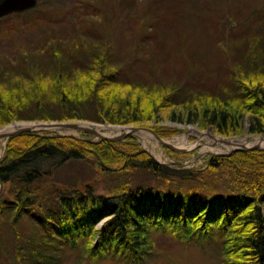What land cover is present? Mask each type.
Listing matches in <instances>:
<instances>
[{
    "label": "trees",
    "instance_id": "obj_1",
    "mask_svg": "<svg viewBox=\"0 0 264 264\" xmlns=\"http://www.w3.org/2000/svg\"><path fill=\"white\" fill-rule=\"evenodd\" d=\"M135 1L122 0L114 9L110 0H94L93 13L67 36L48 33L39 49L12 55L15 60L1 55L0 127L86 120L149 126L163 138L175 129L149 123L167 117L225 138L244 130L264 136V37L233 44L239 51H233L236 62L231 59L227 70L230 88L182 94L174 82L131 78V67L150 61L155 51L143 52L144 35L138 34L129 53L113 48L111 30L119 25L120 11ZM231 1L206 0L212 16L206 18L212 22L233 11ZM29 14L43 15L34 8L9 15ZM16 62H39L48 74H29L24 84L11 72ZM73 162L91 163L92 178L57 181V172ZM206 163L197 169L158 163L132 137L90 141L46 131L11 136L0 160V222L8 217L17 243L13 256L1 251L0 258L8 264H60L70 250L76 263L146 264L154 253L153 236L163 234L212 246L220 264H264V149L211 154ZM97 174L107 180L105 193L97 191ZM22 219L33 225L30 234L18 233Z\"/></svg>",
    "mask_w": 264,
    "mask_h": 264
},
{
    "label": "rangeland",
    "instance_id": "obj_2",
    "mask_svg": "<svg viewBox=\"0 0 264 264\" xmlns=\"http://www.w3.org/2000/svg\"><path fill=\"white\" fill-rule=\"evenodd\" d=\"M110 1L115 9L122 0ZM91 5H94V0H37L34 9L43 13L42 18L34 19L29 14L19 17L9 15L5 19H0V56L5 55L15 60L11 57L12 55L17 57L25 50L39 49L43 37L51 32L67 36L84 17L93 13ZM230 8L233 11H228V9L221 12L222 18L219 20L212 18L211 22L206 18L212 17L208 14L210 9L206 5V0H165L164 3L157 2V5L151 0H137L130 10L120 11V19L117 22L119 25L111 30V37L114 41L113 48L115 50L124 48L129 53L136 43L138 34L144 35L143 52L147 55V51L152 49L155 51L152 53L150 61L145 58L142 62L135 63L131 67L130 76L132 79L142 78L143 81L161 79L174 82L177 87L183 88L182 94L187 90L195 89L213 92L221 91V88L227 90L228 87L230 88L227 79L228 66L233 63L231 59L236 62V58L232 56L233 51H239V47L233 46V44L244 38L250 42L256 38L264 37L262 36L264 32L261 30L264 25V0H233L230 3ZM96 12L99 11L96 10ZM124 15L129 16V19L126 20ZM231 22L232 24H230ZM150 62L151 64L148 65ZM15 66L16 69H12L11 72H13L14 78H21L24 84L28 82L29 74L32 75V79L38 75L48 74V72L45 73V68L39 62L32 65L27 63L22 66L16 62ZM47 80L48 78L44 77L42 81ZM182 112V109L178 110V113L182 114ZM181 117L183 118V115ZM80 121L86 120L13 121L11 123H80ZM149 124L175 129L174 134L163 137L164 139H173L177 135L187 134L186 144L196 143L191 148L185 147L188 151L175 155L166 150L168 147L152 138H142L139 134H131L132 136L129 137L135 139L158 163L168 164L172 167L204 168L209 155L225 153L211 149L206 150L204 139L199 138L193 132L188 134L189 127H194L200 132H209L213 136H218L211 129H200L195 124L176 122L167 117ZM244 129H246V125ZM41 131L95 139L83 132L65 128ZM242 136L256 137V135L246 133V130L236 137ZM6 141V138L0 139V160L5 151ZM92 168V164L89 162H73L64 165L54 178L64 183L86 182L93 176L90 171L95 173ZM96 177H99V182L96 181L98 183L97 191L105 193V188L108 185L107 180L100 174L95 175L94 179ZM2 190H4L3 184L0 193ZM16 229L18 233L26 235L33 230V225L22 219L17 223ZM153 239L154 253L146 264H220V256L210 245L206 247V244L201 245L198 242L178 241L171 235L163 234H155ZM16 243L15 232L10 228L9 219L5 216L0 222V253L5 251L9 257L13 256L15 253L13 247ZM76 261V253L67 250L62 255L60 264H121L111 259H102L96 262L83 259L80 263H76ZM0 264L8 263L3 262L1 257Z\"/></svg>",
    "mask_w": 264,
    "mask_h": 264
},
{
    "label": "bare ground",
    "instance_id": "obj_3",
    "mask_svg": "<svg viewBox=\"0 0 264 264\" xmlns=\"http://www.w3.org/2000/svg\"><path fill=\"white\" fill-rule=\"evenodd\" d=\"M86 122L87 121H80V123H79L80 127H92L101 136H116L118 134L127 133L128 135L124 138V140H122V141H125V139L127 137L132 136L131 134H139L142 138H150V139L152 138L155 141H157L150 132H148L144 129H134L133 128L134 125H118V124L94 123V122H87L86 123ZM134 127H139V126H134ZM20 128L34 129L33 131H30V132H41V130L64 129V128L56 125V123H52V122H30V123H15L14 122V123H11L10 125H6V126H3L2 128H0V139L6 138L9 133H12V132H14ZM65 129L71 130V131L72 130L79 131L78 129H69V128H65ZM208 129H211L213 131L212 128H208ZM192 132L197 134L199 136V138H202L205 140L206 150L211 149V150L220 151V152H229L232 149H234L236 146L243 145V144L246 146L259 145L260 147H264V141L258 139L257 137L247 138L246 136H242V137H236V136L233 137L232 136L233 138H230L227 141H222L220 139L222 136H220L218 134H217L218 136H213L209 132L208 133L200 132V131L196 130V128H194V127H189L188 134L192 133ZM85 134H87V133H85ZM214 134H216V133H214ZM87 135L95 138V139H89L90 141L103 140V139H98V138L92 136L91 134H87ZM186 138H187V134H183V135H177L173 139H166L165 141H167L168 143H171L177 147H181V148H185L187 146H189V148H191V147L196 145V143L186 144ZM6 139H8V138H6ZM106 141H108V140H106ZM110 142H121V141H110Z\"/></svg>",
    "mask_w": 264,
    "mask_h": 264
},
{
    "label": "water",
    "instance_id": "obj_4",
    "mask_svg": "<svg viewBox=\"0 0 264 264\" xmlns=\"http://www.w3.org/2000/svg\"><path fill=\"white\" fill-rule=\"evenodd\" d=\"M36 4H37V0H0V18L3 16H6L8 14H11V13L26 11V10L31 9L34 6H36ZM54 123H56V125H58L62 128L78 129L80 132L91 134L92 136H94L98 139H103V140H108V141H122L128 135L127 133H122V134H118L116 136H101L96 132V130L94 128H92V127H80L79 123H76V122H74V123H70V122L57 123V122H54ZM133 128L134 129H144V130L150 132L159 143L168 147L169 149L173 150L174 152L184 153V152L188 151V149L177 147L171 143H168L167 141H165L166 139L161 138L150 127H134L133 126ZM33 130L34 129H31V128H20V129L14 131L12 133H9L6 138H9L11 136H15L18 134L30 132ZM256 137L258 139L264 141V136L259 135ZM230 138H233V137H228V138L221 137L220 139L222 141H227ZM258 149H264V147H260L259 145L246 146L243 144V145L236 146L234 149H232L229 152L220 153V154H230L233 151H246V150H258ZM1 188H2V182L0 181V191H1Z\"/></svg>",
    "mask_w": 264,
    "mask_h": 264
}]
</instances>
